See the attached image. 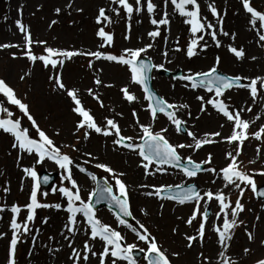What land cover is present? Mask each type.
<instances>
[{"label":"rangeland","instance_id":"1","mask_svg":"<svg viewBox=\"0 0 264 264\" xmlns=\"http://www.w3.org/2000/svg\"><path fill=\"white\" fill-rule=\"evenodd\" d=\"M135 8V0H129ZM200 4L201 15L207 17L208 21L216 23V18L212 17L208 5L213 4L223 19V28L230 33L235 32V41L229 37L218 36L221 41V47L217 48L210 36H205L207 42L206 48L197 47L196 55L189 58L186 55L187 45L192 39L190 26L184 23V17H181L174 10L171 0L165 5L164 0H153L156 4L155 13L150 16L146 11V0H141L143 10L139 13L133 12L129 18L122 10L119 17L110 10L113 5L111 0H0V44L3 43H21L22 34L15 26V21L21 19L26 27H29L34 39L47 40L48 45L61 49H79V50H97L100 44V38L96 35L99 27L104 26L105 30L112 33L114 43L111 48L101 49L119 55L126 48L144 47L151 43L153 47L143 54L153 63H164L165 69L172 72H180V76L192 72L207 71L214 63L217 56L221 58L219 70L228 75L242 74L244 76H255L264 74V48L260 47L256 36V30L249 23V15L246 14L240 5V0H197ZM72 3V8L66 7ZM253 6L258 10L264 11V0H252ZM22 6V16L19 9ZM61 8L59 15L55 13L56 8ZM104 7L107 14L111 17L112 23L106 21L103 25L96 23L98 9ZM83 9V11H76ZM168 12L169 25L159 26L161 35L155 39L147 34L150 31L157 30V26L151 24V19H160L164 11ZM226 13V15H225ZM52 20L58 23L51 28L49 24ZM130 26V31H129ZM128 36V39L124 37ZM204 42H201L203 44ZM243 47L246 51V58L242 61L236 60L234 55L228 52V45ZM180 48L179 52L175 51ZM37 54L42 52V46H34ZM167 52V58L162 54ZM16 54L17 59H13ZM257 57L252 60L251 57ZM88 57H76L65 63L59 71L63 75V81L68 86H75L80 89V95L83 104L91 110L98 123H102L104 118L115 119L122 129V134L136 138V143L140 141L139 133L136 129V119L138 117L140 124H152L154 131L161 128H167L166 138L173 144L193 143L192 139L186 135V132L177 133L175 128L163 114H158V118L153 122L147 111V103L144 99V92L140 86L132 85L131 91L138 98L140 109L133 103H128L123 99L120 88L128 83V73L124 67L111 62L95 61L92 62L97 67L103 66L104 72L102 79L106 84H112V87H96L93 83L95 73L87 68ZM170 59H175L174 63H169ZM166 61V62H163ZM26 72L31 75L25 76ZM53 75L51 68L45 69L41 63L33 65L23 57L22 52L17 48L0 49V79H4L12 86L18 98L29 106V112L36 120L39 127L52 138L57 146H63L62 152L70 155L74 164L83 166L88 172L96 177H103L113 184L114 181L101 169L94 167L97 160L85 164L88 157L84 152H91L103 162L111 166L117 172H124L122 177L128 187V194L131 203L132 220L128 223L134 227L143 224L154 236L163 250L169 253L172 264H200L199 254L204 253L205 257H211L212 264H217L219 257L216 256L217 245L214 243L216 235L212 232L214 224H222V218L216 219L214 215L219 211V205L216 201H210L208 205L201 202V209L208 208L209 220L206 225V238L203 247L200 244H194L193 248L186 247V235H196L200 222V217L188 225L185 221L191 216L194 210V203L188 202L180 204L167 199H160L154 195L144 198L142 194L145 191L152 192L154 187L161 185H184L195 183L199 186L201 195L205 191H224L230 196L234 205L238 198V190L232 187L225 188L220 169L225 167L229 160L226 153L232 152L235 145H229L225 142L204 146L199 150L180 149V155L187 159L191 157L194 161L201 162L212 154V164L206 167L216 169V172H205L197 174L194 178H187L186 182L172 184L170 181L185 177L180 169L167 168L166 171H157L156 166H151L146 172L141 166V158L136 152L125 148H116L112 145V137H103L92 133L90 138L85 141L83 131L76 132L75 125L81 119L71 111L72 103L70 98L63 92L53 91V85L49 76ZM21 76H25L21 80ZM179 76V77H180ZM178 78L166 77L160 74V71L153 70L152 85L155 91L164 99L171 103L188 104V109H181L180 116L187 121L185 128L187 131L194 132L198 138H203L205 133L221 131L224 136L231 132L232 125L226 119L217 114L210 106H207V112L201 113L200 101L196 99L197 95H208L203 89L192 90L185 87L186 81ZM246 82V81H245ZM93 88L101 98L104 107L101 108L99 102L88 95L87 89ZM227 95L230 97V103L234 109L242 107H251V112H243L242 116L246 120H254L249 129L250 138L244 142L242 152L238 157L240 169L249 174L264 171V140H256L251 137V133L258 131L259 127L264 125V102L257 98L254 104L245 90L233 89ZM0 103H3L9 111L13 112V119H20L23 128L29 130L30 136L38 139L36 131L31 126V122L19 111L16 106L7 103L3 96H0ZM135 111L136 116H133ZM188 112L191 116H188ZM120 114V115H117ZM257 116L260 119H255ZM0 118H7L6 114L0 113ZM223 125V128H220ZM56 133H59L56 135ZM79 141V143H77ZM14 137L0 130V207L5 211L0 212V232L5 233L0 239V264H6L9 241L11 239L10 220L12 213L11 206L16 204L21 207L18 216V222L23 223L27 215V209L24 207L30 202L31 189L34 181L27 176L23 169L32 167L37 175L41 170L57 173V179L53 185L47 189H38L37 199L40 203L61 204V209L39 208L36 210L35 221L30 225L33 231L20 238L17 245L16 259L17 264H71L68 260L70 249L67 242L60 235L67 222L66 198L59 191L53 192V188L61 186L70 187L68 181H62L63 172L58 165L47 159L43 163H36L37 157L26 152H21L14 148ZM67 145H75L80 151H72ZM260 149L257 154V149ZM254 161V162H252ZM73 177L81 186V196L86 202L89 193L95 189V182L89 179L84 173H80L77 167L72 168ZM254 179L257 187L264 183V176L255 175ZM147 185L148 187H138ZM8 188L7 193L4 188ZM114 191L115 187H114ZM44 193H47L45 196ZM244 205V212L239 215V220L244 223L236 228L233 233L231 247L227 251V256L238 264H256L258 259L264 258V246L261 240H264V200L256 198L250 189H246L241 201ZM97 218L103 223L111 225L112 228L121 232L126 238V243H135V250L146 249V245L139 241L137 237L125 226L119 225L115 214L107 208L96 210ZM259 217V219H257ZM78 214V220H79ZM229 218H231L229 212ZM47 219V223H42ZM245 227L252 231L255 241L248 240ZM35 229H39V234L33 244L32 236L37 235ZM176 230L175 232L173 230ZM176 233L180 240H168L166 235L171 236ZM54 240H49V237ZM87 236L83 231L75 237V246L81 247ZM250 248L248 254H244V248ZM56 248L61 250L53 251ZM95 250H101V241H95ZM31 252V255H30ZM179 253V256H173V253ZM145 253V252H143ZM136 264H147L144 256L136 260ZM89 264H97L96 258H92ZM108 264H111L109 260ZM117 264H127V261H117Z\"/></svg>","mask_w":264,"mask_h":264},{"label":"snow or ice","instance_id":"2","mask_svg":"<svg viewBox=\"0 0 264 264\" xmlns=\"http://www.w3.org/2000/svg\"><path fill=\"white\" fill-rule=\"evenodd\" d=\"M115 7L111 8V12L119 17L121 10L130 18L133 12H141L143 5L141 0H135L136 7L129 0H111ZM167 5L168 0H164ZM171 4L174 6V10L179 13L181 17H184V23L190 26V33L192 39L187 45L186 55L191 58L196 55L195 49L199 46L201 48L207 47L205 36H210L214 42L215 47H221V41L218 36L229 37L232 41H235L236 33L225 31L223 28V19L220 13L213 4L208 5V9L212 17L216 18V23L208 21L207 17L201 15L200 4L197 0H171ZM241 9L249 15V23L256 30L257 42L260 47L264 48V11L258 10L253 6L252 0H240ZM67 8H72V3L66 5ZM156 4L153 0H146V11L152 16L156 10ZM22 6L19 9V13L22 16ZM61 8H56L55 13L59 15ZM76 11H83V9H76ZM104 7L98 9L96 16V23L103 25L106 21L111 24L113 21L107 14ZM226 15V13H225ZM57 20H52L49 24L51 28L57 24ZM168 12L165 10L163 16L160 19H151V24L157 26V30L148 32L150 38L155 39L161 35L159 26L169 25ZM15 26L19 33L22 34V42L17 43H3L0 44V49L17 48L22 52L24 58L30 61L33 65L37 62L41 63L45 69L51 68L53 75L49 76V80L53 85V91H59L66 94L72 103L71 111L75 113L81 119L76 123V132L83 131V139L87 141L92 133L101 135L105 138L112 137V145L114 149L125 148L133 152L141 158V166L147 172L151 166H156L157 171H166L168 168L180 169L185 177L194 178L201 170H206L209 173L216 172L215 168L208 167L202 169L203 165L212 164V154L209 153L207 158L201 162H195L191 157H188L185 162L180 155V149H194L199 150L207 145L225 142L229 145H235L232 152L226 153V158L229 163L220 169L222 173V180L224 181V187H232L238 190V198L235 200L234 205L230 199V196L226 195L224 191H205L203 195L197 191L195 185H161L154 187L152 192L147 193L149 196H156L160 199L175 200L180 204L186 202L194 203V210L191 216L185 221L188 225H191L193 221L200 217L199 226L196 235H186L187 241L186 247L191 249L194 244H200L203 247V242L206 238V225L209 220V211L207 207L201 209V202L208 205L210 201H216L219 205V211L215 213L217 220L222 218V224H214L212 226V232L216 235L215 244L218 246L216 256L219 257L217 264H238L237 261L232 260L227 256V251L231 247V240L233 239L234 230L240 227L244 222L239 220V215L244 212L245 208L242 201L245 190L250 189L252 193L258 197H264V190H258L257 183L254 179L255 175L264 176V171L259 173L249 174L248 172L240 169V162L238 157L242 152L244 142L247 141L249 136V129L254 120H246L243 118L242 113L247 111L251 112V107H242L240 109H234L230 103V97L227 95L233 89L245 90L249 93L252 102L255 104L257 98H261L264 102V74L255 76H244L242 74L228 75L219 70L221 58L217 56L213 65L207 71L189 72L179 77L180 80L186 81L185 87H190L192 90L203 89L208 95H197L196 99L200 101L201 113L207 112V106H210L217 114L222 115L228 123L232 125L229 135L224 136L221 131H214L211 133H205L203 138H198L192 131H187L185 125L187 121L180 116L181 109H188V104H176L167 101L159 96L149 87V80L152 79L150 74L153 70L163 71L165 69L164 63L156 64L151 61H146L142 58V55L147 53L149 49L153 47L151 43L144 47L139 48H126L119 55L112 54L111 52L102 51L101 49L111 48L114 43V36L112 33L105 30L104 26L99 27L96 35L100 38V44L97 46V50H79V49H61L48 45L47 40L34 39L31 29L26 27L21 19L15 21ZM130 31V26H129ZM128 39V36L124 37ZM201 42H204L201 44ZM34 46H42V52L37 54L34 51ZM181 49L176 48L175 51L179 52ZM228 52L233 54L236 60L242 61L246 58V51L243 47L228 45ZM167 58L168 53L162 54ZM76 57H88L89 62L87 68L92 70L96 75L93 83L96 87H112V84H106L102 79V73L104 72L103 66L97 67L92 61H105L115 63L124 67L128 73V83L120 88L123 99L128 103L137 101V97L132 93L131 86H140L144 92V99L148 101L147 111L149 112L152 121L154 122L158 118V114H163L167 120L174 126L177 133L186 131V135L190 137L193 143H176L173 144L166 138L167 128H161L159 131H154L153 125L140 124L137 117L135 123L139 126L140 134L139 139L142 143H136V138L132 136H125L122 134V129L115 119L105 117L102 123H98L90 109H87L82 102L80 89L75 86H68L63 81V75L59 71L62 69L66 62L73 60ZM13 59L19 57L13 54ZM252 60H256L257 57L252 56ZM171 63V61H168ZM31 75L30 72H26L25 76ZM21 76V80L25 78ZM246 81V82H245ZM87 93L93 99H96L100 107L103 108L104 104L96 94L93 88L87 89ZM0 96H3L8 104L16 106L21 113L31 122L32 128L35 129L38 139L33 138L29 134L27 128H23L20 119H13V112L9 111L3 103H0V113L6 114L7 118H0V130L10 134L14 137L13 147L18 148L21 152H26L29 155L34 154L37 157L36 163H43L45 159L54 162L62 170V181H68L70 187L61 186L53 188L52 191H59L61 195L66 198L67 222L64 225L65 231L60 233L63 236L64 241L67 242V247L71 250L68 260L71 264H89L92 258H96L97 264H108L109 260L111 264H117V261H127V264H136L133 258V252L137 248L135 243H126V238L121 232L112 228L111 225L103 223L97 218L96 210L93 207L92 200L96 199L99 203L101 200H108L110 205H114L118 211L115 213V218L119 225L127 227L139 241L146 245V249H141L145 252L144 259L147 264H172L169 253L163 250L154 236L151 235L149 230L143 225L139 224V227H134L128 224L124 217H132L131 203L128 194V187L122 177L126 174L124 172H117L111 166L106 163L99 162L98 158L93 156L91 152H84L83 155L88 157L84 161L85 164L91 163L92 160H97L94 167L103 170L108 173L114 181L113 184L109 183V180L105 178L104 182L88 172L83 166L74 164V161L70 155L62 152L63 146H57L52 138L42 130L37 124L36 120L29 112V106L22 102L18 98L15 89L9 85L4 79H0ZM133 116H136L133 111ZM120 115V114H117ZM188 116L191 113L188 112ZM255 119H260L257 116ZM223 128V125H220ZM59 133H56L58 135ZM251 137L256 140H264V125L260 126L258 131L252 132ZM79 143V141H77ZM72 151H80L75 145H67ZM260 149H257L259 154ZM254 162V161H252ZM77 167L80 173H84L89 179L95 182V189L89 193L87 202L82 199L81 186L77 180L73 177L72 168ZM23 172L32 178L34 184L31 189L30 202L24 207L27 209V215L23 223L18 222V216L21 212V207L13 204L11 206V239L8 245L6 264H17L16 253L17 245L20 243V238L23 235L30 234L33 229L30 225L34 223L36 210L39 208H55L61 209V204H47L40 203L37 199V192L40 187V181L37 176V172L32 167H25ZM49 182L48 177H44V183ZM114 187L115 190L114 191ZM141 187H148L147 185H141ZM9 189L4 188V192L7 193ZM167 193V195H163ZM46 196L47 193H44ZM5 211V208L0 207V212ZM229 212L231 218H229ZM79 214V220H78ZM259 219V217H257ZM42 223H47V219H44ZM39 229H35L37 235L32 236L33 244L37 240ZM81 231L87 236V239L83 242L81 247L75 246V237ZM176 231L175 229L173 230ZM245 231L250 242L255 241V236L252 231H248L245 227ZM5 233L0 232V239L4 237ZM49 240H54V237H49ZM99 239L101 241V250H95V241ZM261 245L264 246V240H261ZM60 248H56L53 251H60ZM251 251L250 248H244V254H248ZM31 255V252H30ZM173 256L178 257L179 253H173ZM200 264H212L211 257H205L204 253L199 254ZM256 264H264V258L258 259Z\"/></svg>","mask_w":264,"mask_h":264},{"label":"bare ground","instance_id":"3","mask_svg":"<svg viewBox=\"0 0 264 264\" xmlns=\"http://www.w3.org/2000/svg\"><path fill=\"white\" fill-rule=\"evenodd\" d=\"M169 61H171V63H174L175 59H170ZM163 62H166V61H163ZM176 62V61H175ZM157 64V63H156ZM134 106L137 108L140 109V105L138 103V100L136 102H134ZM136 129L138 131V133L140 134V129H139V126L136 124ZM187 178L186 177H181L179 178L178 180H172L170 181L172 184H177L179 182H186ZM139 188L141 187V185L138 186ZM150 191H145L144 194H142L144 196V198H148L149 195H147V193H149ZM166 239H170V240H173V241H176V240H180V236L176 233H173L171 236H168L166 235L165 236Z\"/></svg>","mask_w":264,"mask_h":264},{"label":"water","instance_id":"4","mask_svg":"<svg viewBox=\"0 0 264 264\" xmlns=\"http://www.w3.org/2000/svg\"><path fill=\"white\" fill-rule=\"evenodd\" d=\"M44 177H48V178H49V182H50V180H53L54 175H49V174H47V173H42V174H41V177H40V181H41V184H42L43 186L46 185V184L44 183ZM100 182L103 183V181H100ZM47 184H48V183H47ZM259 190H264V186L261 187ZM260 198L264 199V197H260ZM93 201H95V203H94V205H93L94 207H100L101 205H107V206L110 207V208H114V207H115L114 205H110L108 200H101L99 203H97V202H96V199L93 198Z\"/></svg>","mask_w":264,"mask_h":264}]
</instances>
